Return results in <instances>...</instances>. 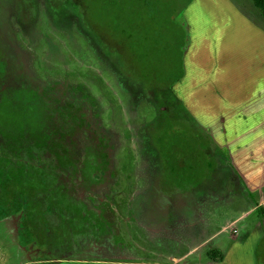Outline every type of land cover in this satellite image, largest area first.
<instances>
[{"label": "rangeland", "instance_id": "374dc122", "mask_svg": "<svg viewBox=\"0 0 264 264\" xmlns=\"http://www.w3.org/2000/svg\"><path fill=\"white\" fill-rule=\"evenodd\" d=\"M222 55L231 82L264 76L252 0H0V264L15 238L40 262L264 264L242 230L264 226V166L247 189L187 105Z\"/></svg>", "mask_w": 264, "mask_h": 264}, {"label": "crops", "instance_id": "0c3cea01", "mask_svg": "<svg viewBox=\"0 0 264 264\" xmlns=\"http://www.w3.org/2000/svg\"><path fill=\"white\" fill-rule=\"evenodd\" d=\"M243 55L246 56L249 63L256 59L255 55L251 54L249 55L252 60L248 54H240L238 52H232L231 54V56L235 57L239 63L242 62ZM222 57L225 58L222 61L220 60V62L218 61L215 63V65L217 64L220 67H218L220 72L217 68V71H215L216 73L214 72L215 75L213 78L212 67H210L209 82L205 79L206 81L204 80L205 82L203 83L202 88L195 89V98L198 96L203 98L200 102L203 106V126L207 129L211 128L215 134H253L252 136L247 137L252 139L261 138L262 134H264V84H262V82L264 83V76L255 73L252 77H249L247 81L242 80V78H236V81L233 80L231 82L229 78L230 73L228 72L232 65L229 63L226 56L222 55L221 58ZM233 72L234 71L231 72L232 79L237 76L235 74L233 75ZM244 139L245 137L240 142H233V140L230 139L226 146L228 152L227 154L225 153L226 151L224 153L228 157L229 165H231L236 174H238V178L241 179L243 184L247 185V189H250L251 185L255 186V184H253L254 181L258 182L256 176L253 174L250 175V171L256 170L254 166L255 162L264 166V155H262V157H256L257 153H251L249 151L251 150L255 152L253 149L245 150L247 148L243 146V143H245ZM262 171H264V167L262 168ZM255 191L256 193H260L259 188ZM261 206H263V204L259 203L257 207ZM253 211L254 209L250 210V212ZM239 221L240 219L238 218L237 220L230 222L227 228L224 229V231L230 233V237L233 240H235L237 235ZM242 230H245L244 235H257L264 232V226L254 221L249 224L247 228L242 226ZM3 237H5L4 234ZM238 242V238H236L235 246ZM214 250L219 249L215 248ZM13 255L15 258L12 259V264H29L27 262H20L15 255V252ZM60 259H56L58 262L52 259L45 262L39 261L38 264L49 263L50 261L59 264H66L65 261L62 262ZM183 259L180 260L182 261ZM135 264L159 263L139 262Z\"/></svg>", "mask_w": 264, "mask_h": 264}, {"label": "flooded vegetation", "instance_id": "af4514ba", "mask_svg": "<svg viewBox=\"0 0 264 264\" xmlns=\"http://www.w3.org/2000/svg\"><path fill=\"white\" fill-rule=\"evenodd\" d=\"M217 68H218V66H214V69L213 68H211L212 69V72H213V78H214V72L215 71H217ZM185 72V71H184ZM186 72H187V75H188V70L186 69ZM216 73V72H215ZM194 75L192 74V77H193ZM197 76L198 77H200L199 76V74H197ZM196 78V77H195ZM206 80H207V82H209V73H208V77H206L205 78ZM184 80H183V78L182 79H180V81H178V83H177V86H179V85H181V84H184V82H183ZM195 83V82H194ZM195 85H197L196 83H195ZM195 85H189V90H191V88H192V91H190L189 92V95H188V103H187V105L189 106V107H192L193 109H194V107H195V104L192 102V98H195V92H196V87H194ZM194 94L192 97H191V99L189 98L190 97V95L191 94ZM189 107H188V113L190 112V109H189ZM162 110L164 111V108H162ZM202 128H203V130H199V133L200 134H205L206 135V138L210 141V143H211V145H212V143H213V145H216V148L219 150V151H221V152H225L226 154H227V152H228V149H227V144H228V142H229V140L231 139V140H233V142H240L243 138H244V135L243 134H215V132L211 129V128H209V129H207V128H204V126L202 125ZM190 131V130H189ZM197 134L196 133V130H195V128H192V132H190V134ZM167 135H169V134H167ZM165 148L167 149V147H168V144L167 143H165ZM229 148V147H228ZM176 167V166H175ZM171 170H174V171H176L175 169H174V167H172V169ZM175 175H177V174H175ZM178 176V175H177ZM178 179H179V177H178ZM193 198V197H192ZM192 198H189L188 200V202H190V200L192 199ZM181 201V200H180ZM181 203V202H180ZM175 209V208H174ZM179 213V212H178ZM65 218H67V213H65L64 215H63ZM60 223V222H59ZM55 226V225H54ZM10 230H13V229H10ZM15 232H16V230H14ZM13 234H14V232H12ZM16 234L18 235V233L16 232ZM10 243V242H9ZM49 244H50V242H48ZM46 244L47 246H50L49 244ZM62 242L61 241H59V245L61 244ZM9 245H12L13 246V248H14V250H15V255L17 256V258L19 259V261L20 262H27V263H29V264H38L39 263V261H37L36 259H35V257H36V255H38L40 252H39V249H26L25 248V246H23V245H21V243H20V240L19 239H17V238H15L14 239V241H13V239H12V241H11V243L9 244ZM31 245H32V243H31ZM55 245H58V244H55ZM59 245L56 247V248H52V249H57L58 247H59ZM60 259V258H59ZM209 261H211V263H215V264H220V263H222V261L221 262H215V261H212V260H210V259H208ZM54 261H58V260H54ZM65 263L67 264V261H65ZM78 264H87V263H85V262H83V261H80V262H77ZM73 264H76V263H73Z\"/></svg>", "mask_w": 264, "mask_h": 264}, {"label": "trees", "instance_id": "16d2710c", "mask_svg": "<svg viewBox=\"0 0 264 264\" xmlns=\"http://www.w3.org/2000/svg\"><path fill=\"white\" fill-rule=\"evenodd\" d=\"M254 6L261 12L262 17L264 19V0H252ZM208 259L215 261V262H221L223 260V253L219 250H211L207 254ZM57 259V258H56Z\"/></svg>", "mask_w": 264, "mask_h": 264}]
</instances>
